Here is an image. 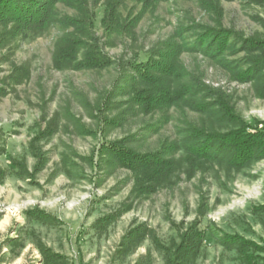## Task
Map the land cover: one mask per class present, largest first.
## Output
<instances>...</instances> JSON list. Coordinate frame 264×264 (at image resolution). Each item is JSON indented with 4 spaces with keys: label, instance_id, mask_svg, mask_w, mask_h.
<instances>
[{
    "label": "rangeland",
    "instance_id": "rangeland-1",
    "mask_svg": "<svg viewBox=\"0 0 264 264\" xmlns=\"http://www.w3.org/2000/svg\"><path fill=\"white\" fill-rule=\"evenodd\" d=\"M86 1L92 26L63 0L45 30L0 23V264H44L41 246L62 264H245L240 238L264 247V157L240 169L218 159L196 167L188 147L195 134L238 129L226 111L248 131L264 128V50L243 42L264 40V0H118L121 26L111 30L100 22L109 0ZM220 29L231 32L226 50L201 46ZM74 34L85 41L80 59L93 48L112 63L57 65ZM169 46L181 71L169 83L190 93L148 110L135 99L146 86L128 69ZM108 144L158 153L173 172L143 193ZM195 229L204 236L185 261L180 246Z\"/></svg>",
    "mask_w": 264,
    "mask_h": 264
},
{
    "label": "trees",
    "instance_id": "trees-1",
    "mask_svg": "<svg viewBox=\"0 0 264 264\" xmlns=\"http://www.w3.org/2000/svg\"><path fill=\"white\" fill-rule=\"evenodd\" d=\"M59 1L0 0V23L12 22L21 29L45 30L52 21L55 6ZM63 1L77 5L84 16V25H94L97 13L89 15L86 0ZM139 1L143 3L144 7L149 8L159 0ZM118 4V0H109L104 5L100 22L107 30L121 26ZM71 22H77V20L72 19ZM82 26L80 27L82 28ZM230 35L231 32L225 29L211 30L201 39V46L210 44V46H215L216 49L223 52L228 47ZM243 42L247 49L264 50V40L253 39V41L244 40ZM83 46H85V41L76 36V34L65 37L55 55L57 65L75 63L74 66L76 68L92 69L106 67L112 63L110 57L93 48L87 49L83 58L80 59L79 52ZM179 52L178 47L169 46L167 51L159 53L156 58H148L145 62H135L130 65L128 70L134 74L129 78L137 80L146 86L145 89L136 90L135 99L138 104L145 106L148 110L170 107L183 101L190 93L188 85L173 88L169 83L170 78H179L181 76V71L177 64ZM262 62L263 60L258 58L256 65L259 66ZM251 75V72L247 73L246 78ZM261 95L264 97V84ZM230 112L226 111V116L231 122L238 124L239 128L227 134L215 132L195 134L194 139L197 141L188 147V161L191 166L197 167V162L218 159L226 161L230 167L240 169L247 166L250 162L264 157V128L258 129L255 126L253 131H248L245 129L246 123L234 118ZM105 149L111 152L122 166L134 172L137 187L143 193L151 192L157 186L165 183L173 172L174 164L158 153L139 154L115 144H108ZM40 216H43L44 219L47 218V215L44 214ZM203 236V233L196 229L185 236L184 242L180 246L181 257L185 261L189 259L188 253L192 252L196 255L199 251ZM226 238L231 243L237 242V237L230 236ZM238 244L239 252L245 264H264L258 262L259 255H255L256 252H264V247H260L256 243L243 238H240ZM39 248L45 255L44 264H62V256L59 253L52 251L48 247L41 246Z\"/></svg>",
    "mask_w": 264,
    "mask_h": 264
}]
</instances>
